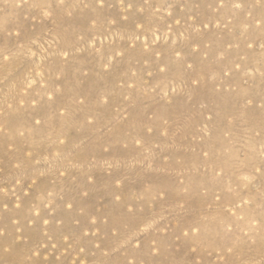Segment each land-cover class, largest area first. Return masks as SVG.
I'll return each instance as SVG.
<instances>
[{"label": "rangeland", "instance_id": "374dc122", "mask_svg": "<svg viewBox=\"0 0 264 264\" xmlns=\"http://www.w3.org/2000/svg\"><path fill=\"white\" fill-rule=\"evenodd\" d=\"M0 264H264V0H0Z\"/></svg>", "mask_w": 264, "mask_h": 264}, {"label": "bare ground", "instance_id": "6f19581e", "mask_svg": "<svg viewBox=\"0 0 264 264\" xmlns=\"http://www.w3.org/2000/svg\"><path fill=\"white\" fill-rule=\"evenodd\" d=\"M8 124H10V123H8ZM11 125V124H10ZM13 125V124H12ZM16 126V125H15ZM20 125H17V127H19ZM20 128V127H19ZM8 129V128H7ZM11 130V131H10ZM10 133H11V136L13 135V133H14V131H13V126L10 128ZM16 130V129H15ZM15 136V135H14ZM30 136V135H29ZM198 211H200V212H202V209H201V207H198ZM122 220V219H121ZM113 222H115V221H113ZM138 222V221H137ZM136 223V222H135ZM111 225H115V224H113L112 223V221H111ZM118 225V224H117ZM136 225H137V223H136ZM190 226V225H189ZM112 227V226H111ZM116 227V226H115ZM133 227H135V226H133ZM119 235V234H118ZM122 235H124V233L122 234ZM147 247V246H146ZM149 249V248H148ZM142 252H143V250H142ZM204 260H207V258H205L204 257Z\"/></svg>", "mask_w": 264, "mask_h": 264}]
</instances>
